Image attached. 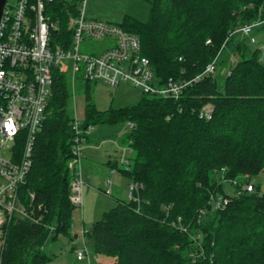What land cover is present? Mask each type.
<instances>
[{
  "label": "trees",
  "instance_id": "trees-1",
  "mask_svg": "<svg viewBox=\"0 0 264 264\" xmlns=\"http://www.w3.org/2000/svg\"><path fill=\"white\" fill-rule=\"evenodd\" d=\"M79 7L80 0L46 4L58 28L52 45L68 47ZM255 22L264 25V0H150L146 20L125 16L118 24L138 37L159 85L170 78L192 82L177 99L143 95L133 105L105 111L95 108L91 83L84 82V128L133 123L126 138L134 157L118 171L141 186L135 200H118L87 230L94 255L109 258L108 264H264L262 184L252 193L227 195L222 209L210 203L211 195H226L220 171L229 180L264 176L263 54L236 33ZM224 50L231 61L221 85L214 75L193 81ZM52 79L32 166L19 188L25 204L34 195L39 222L9 226L2 264H47L46 242L70 234L72 94L59 69ZM207 108L210 119L201 118ZM16 148L20 153L22 145Z\"/></svg>",
  "mask_w": 264,
  "mask_h": 264
},
{
  "label": "built area",
  "instance_id": "built-area-1",
  "mask_svg": "<svg viewBox=\"0 0 264 264\" xmlns=\"http://www.w3.org/2000/svg\"><path fill=\"white\" fill-rule=\"evenodd\" d=\"M50 0H6L0 16V264L5 248L8 228L17 221H28L37 224L39 219L34 214L32 200L25 204L19 195V188L24 184L32 166V149L36 136L46 119V108L51 95L53 83L52 71L65 63L71 72V83L79 77L84 82H102L117 88L127 83L138 88L143 95L164 99H177L182 90L191 82L168 79L159 85L148 58L141 54V43L137 36L123 31L118 25H111L85 16V2L80 0L78 15L70 21L72 30L68 47L52 45V34L57 25L45 13ZM259 22L245 24L236 33L244 36L248 43L255 47L252 31ZM113 38L112 46L100 53L81 52L84 41H98ZM209 44V41L206 42ZM258 49V48H255ZM264 54V45L258 49ZM217 60L208 64L202 76L215 74ZM229 75V72L227 71ZM211 109L201 112L200 117L210 119ZM128 130L133 129L132 122H126ZM92 126L83 127L82 121L73 118V139L71 158L68 163L70 175V201L74 207L82 208L84 182L81 177V166L84 145ZM22 145L20 153L16 147ZM130 142L122 148L120 164L125 167L128 159L124 153L130 151ZM128 148V149H127ZM225 171L219 172V181L232 189L231 193L210 196L213 210L224 208L230 195L252 193L255 184L247 176L234 180L225 179ZM111 185V181H108ZM239 188H236L238 187ZM141 186L131 183L128 186V200H135ZM231 196V195H230ZM40 206L37 210H40ZM87 231L81 233V246L74 249L77 261L88 260L86 250Z\"/></svg>",
  "mask_w": 264,
  "mask_h": 264
},
{
  "label": "rangeland",
  "instance_id": "rangeland-1",
  "mask_svg": "<svg viewBox=\"0 0 264 264\" xmlns=\"http://www.w3.org/2000/svg\"><path fill=\"white\" fill-rule=\"evenodd\" d=\"M149 1L150 0H86L84 6L85 16L88 19H93L94 17L89 16V12L91 11L98 16L96 19L111 25H118L125 16H131L138 20H146L149 13ZM251 35L256 43L255 47L250 46V48L260 49V47L264 45V25L255 27ZM112 39L113 38L109 37L98 41H84L81 44V52L100 53L112 46ZM227 56V50L222 51L219 62L216 65L214 76L219 85H221L227 73V63L231 61L227 60ZM262 60L264 61V54ZM59 71L67 75L70 79L72 94L70 113L73 118L83 121L86 97L85 83L78 74L72 87L71 72L65 63L61 64ZM88 91L90 100L93 102L95 108L100 111L133 105L143 96L138 88L127 83H121L117 88H112L102 82L91 83ZM92 128L89 143L92 148H96L97 158L90 164L92 169L90 172L91 185L89 184L90 186L87 189L88 193L82 196V208L74 207L73 209L70 234L59 235L56 239H50L43 247L44 254L50 258L47 264H88L87 260L77 261L74 254V249L76 247H82V231L89 230L92 224L100 219L104 212L112 209L116 205L117 199H127L128 186L133 183L126 176H122L118 172L112 175V169L106 164L107 160L116 156V154L118 155L117 161L120 164L122 148L127 147L125 142L121 144L119 142L120 137H124L128 132L126 122L111 125H95L92 126ZM87 145L89 146L87 143L84 145L83 156L86 153L85 147ZM89 153L90 152H87L86 154L88 155ZM124 155L126 158L129 157L133 159L134 157V153H129L128 150ZM84 171V168L81 166V177L85 183ZM248 180L253 184L260 182L264 187L263 175L246 179L241 184L247 183ZM108 181H111V185H108ZM117 185L122 191L120 195L116 193L112 194L113 187ZM224 189L227 193H231L232 191L228 186ZM86 250L88 252L89 264H108L110 262L107 257L94 255L89 245H86Z\"/></svg>",
  "mask_w": 264,
  "mask_h": 264
},
{
  "label": "crops",
  "instance_id": "crops-1",
  "mask_svg": "<svg viewBox=\"0 0 264 264\" xmlns=\"http://www.w3.org/2000/svg\"><path fill=\"white\" fill-rule=\"evenodd\" d=\"M89 16L94 17L93 18L94 20H99V19H96L98 16L95 15V14H93L91 11L89 12ZM90 137H91V133L89 134L88 139H87V142H86L87 144H89V146L87 145L85 147V152L86 153L87 152H90V153L88 155L85 153L84 156H83V158H82V167L85 170L84 171L85 172L84 173L85 183H84V186H83V194H82V196H84V194L88 193L87 192L88 191L87 189L91 185V183H90V178H91L90 172L92 171L90 164L93 163L94 162L93 160L97 158V152H96L97 150H95L96 148L95 149L92 148L91 147V144L89 143L90 142ZM119 142H120V144L121 143H124V142L127 144L128 141H127L126 135L124 137H122V138L120 137ZM122 146H124V145H122ZM88 158H90V159H88ZM127 159H132V158H129L128 157ZM117 160H118V155L116 154V156L109 158L107 160V162H106V164L112 169L111 170V174L112 175L115 174L116 172H118L119 174H121L118 170H119V168H122L123 166L121 164H119ZM119 165H121V166H119ZM121 175L123 176V174H121ZM84 188H85V190H84ZM113 191H112V194L116 193L118 195H120L121 192H122L120 190V188L118 187V185L113 187ZM118 200H126V199L119 198V199L116 200V202Z\"/></svg>",
  "mask_w": 264,
  "mask_h": 264
},
{
  "label": "water",
  "instance_id": "water-1",
  "mask_svg": "<svg viewBox=\"0 0 264 264\" xmlns=\"http://www.w3.org/2000/svg\"><path fill=\"white\" fill-rule=\"evenodd\" d=\"M5 3H6V0H0V16H1V13H2V10H3Z\"/></svg>",
  "mask_w": 264,
  "mask_h": 264
},
{
  "label": "bare ground",
  "instance_id": "bare-ground-1",
  "mask_svg": "<svg viewBox=\"0 0 264 264\" xmlns=\"http://www.w3.org/2000/svg\"><path fill=\"white\" fill-rule=\"evenodd\" d=\"M38 207V206H37ZM37 207H36V210H37ZM37 211H40V210H37ZM37 218V217H36ZM31 223V222H30ZM6 244V243H5Z\"/></svg>",
  "mask_w": 264,
  "mask_h": 264
}]
</instances>
